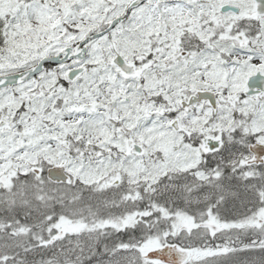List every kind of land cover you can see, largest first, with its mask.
I'll use <instances>...</instances> for the list:
<instances>
[{
	"label": "snow or ice",
	"instance_id": "6c2138e0",
	"mask_svg": "<svg viewBox=\"0 0 264 264\" xmlns=\"http://www.w3.org/2000/svg\"><path fill=\"white\" fill-rule=\"evenodd\" d=\"M0 264H264V0H0Z\"/></svg>",
	"mask_w": 264,
	"mask_h": 264
}]
</instances>
